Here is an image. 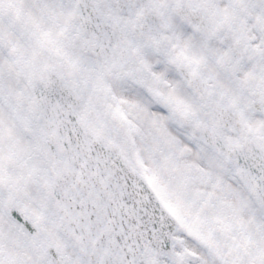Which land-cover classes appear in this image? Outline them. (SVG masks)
Here are the masks:
<instances>
[{"label": "snow or ice", "instance_id": "6c2138e0", "mask_svg": "<svg viewBox=\"0 0 264 264\" xmlns=\"http://www.w3.org/2000/svg\"><path fill=\"white\" fill-rule=\"evenodd\" d=\"M0 264H264V0H0Z\"/></svg>", "mask_w": 264, "mask_h": 264}]
</instances>
